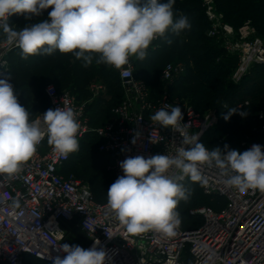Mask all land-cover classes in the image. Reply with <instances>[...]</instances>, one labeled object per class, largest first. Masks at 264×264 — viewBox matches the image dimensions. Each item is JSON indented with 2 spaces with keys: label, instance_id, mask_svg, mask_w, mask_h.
<instances>
[{
  "label": "built area",
  "instance_id": "1",
  "mask_svg": "<svg viewBox=\"0 0 264 264\" xmlns=\"http://www.w3.org/2000/svg\"><path fill=\"white\" fill-rule=\"evenodd\" d=\"M201 1L211 24L209 37L222 39L229 54L237 53L239 57L234 81H241L252 67L264 65V41L255 37L249 26L236 31L225 23L223 16L217 13L215 0ZM12 17H9V25ZM234 36L239 41L236 45L231 41ZM153 46L152 43L149 49ZM17 51L18 48H9L5 43V34L0 29V76ZM113 69L119 75L123 98L112 109L114 118L103 126H94L88 111L95 99L106 94L103 85L93 86L91 96L82 102L72 91H59L54 85H47L44 91L52 109L68 106L79 113L78 141L96 137L98 151L109 159V170L116 178L124 174L119 163L127 157L174 154L175 147L180 146L179 133L150 121V116L166 104L180 106L183 122L192 125L189 133H200L199 142L218 126L215 110L200 113L184 100L167 93L154 97L147 82L136 76L134 56L130 57L129 64L121 68L113 66ZM183 73L168 64L160 78L163 84L170 86ZM259 120L262 125L257 133L263 141L243 142L244 151L253 144L264 146V112ZM137 133V142L132 144ZM46 141L47 137L14 177L0 176V264H29L30 260L53 264L56 256L66 255L60 245L68 238L67 224L76 225L87 236L89 245L85 249L99 241L95 246L107 252L106 264H264V193L259 190L241 193L224 183L225 178L218 169L204 166L201 169L206 180L202 183L203 192L220 202L218 208L200 206L190 212L202 219L198 228L185 230L180 223L174 236L156 230L129 234L107 207V202L95 200L86 183L63 175L62 170L73 153L65 158L54 153L51 146L44 151Z\"/></svg>",
  "mask_w": 264,
  "mask_h": 264
},
{
  "label": "clouds",
  "instance_id": "2",
  "mask_svg": "<svg viewBox=\"0 0 264 264\" xmlns=\"http://www.w3.org/2000/svg\"><path fill=\"white\" fill-rule=\"evenodd\" d=\"M174 5L175 0H0V29L5 43L9 48H18L22 59L59 50L62 54L72 53L84 67L95 59L97 64L121 68L129 64L130 57L143 60L154 40L191 28L187 16L175 17ZM48 9L47 19L22 28L8 23L14 14L31 21ZM10 79L0 78V176L6 179L22 170L45 137L60 157L78 151L81 128L79 113L68 106L49 108L30 120ZM225 108V121L234 114L247 115L239 107ZM150 121L179 133L182 139L174 154L149 158L137 155L119 163L124 174L109 186L107 207L127 233L156 230L174 236L181 223L175 210L180 200L189 197L182 181L190 178L206 183L201 175L204 166L218 169L224 183L241 193L249 189L264 193V146L253 144L241 152L225 144L223 149L210 150L199 142L200 133H189L192 125L183 122L179 105L166 104L150 116ZM98 244L96 240L93 247L84 249L63 243L60 248L66 255L56 256L53 264H106L108 254L102 248L98 250Z\"/></svg>",
  "mask_w": 264,
  "mask_h": 264
},
{
  "label": "trees",
  "instance_id": "3",
  "mask_svg": "<svg viewBox=\"0 0 264 264\" xmlns=\"http://www.w3.org/2000/svg\"><path fill=\"white\" fill-rule=\"evenodd\" d=\"M217 2L224 3V7L227 14V19L229 22L235 21V16L237 15L239 18L244 17L243 11H249L250 13H254L255 15H262L264 16V9L262 7L246 4L245 1L248 0H216ZM264 2V0H262ZM161 2H167V0H161ZM201 0H175L174 5V14L175 17L178 18L180 15H185L188 17L191 28L189 30L182 31L179 35L183 34L184 37L188 40L195 41V37H199L200 41H206L207 38L203 37L201 34L208 29V21L206 20L204 8H202ZM236 6L237 13H233V9ZM51 9L45 10L40 17H33L31 21L25 20L24 16L21 14H14L11 21V25H18L21 24L23 27L28 23H35L42 19L48 18V12ZM17 15V16H16ZM23 18L24 22H20L19 18ZM258 19H255V21ZM228 22V23H229ZM260 21L259 23H261ZM230 24V23H229ZM261 31H264V22L262 26H259ZM194 29V30H193ZM171 41L169 43L168 41ZM215 40V39H214ZM179 44V38L176 34L169 32L166 37L159 38L157 41L153 42V45H157L156 50H147V55L143 60L138 59L135 64L142 65V69L136 70V76L141 78L147 82L149 85L154 97H159L160 95L154 93L151 88L149 81L142 76L139 75L141 73L143 76L147 77L150 73L149 66L151 67L154 65L159 64L163 58H170L172 50L174 49L171 47H175ZM189 52L187 56L197 67H209V66H219L224 68L221 65L216 64V55L218 49L215 48L213 50L214 55H209L206 52L205 46L203 44L196 45L194 42L188 44ZM20 52H15L10 60ZM38 55V54H37ZM34 55L33 57L36 59L35 62L27 65V68L20 70V74H24V81L28 82L33 80V78L40 83L51 82L55 84L56 88L59 91L69 90L74 93L79 101H85L90 97V91L88 88L89 82L94 78V76L99 75L104 79L108 80V87L106 88V95L97 98L95 103L88 107V111L92 118V124L96 127L103 126L107 122L111 121L114 117L112 114V109L116 107L123 98V91L121 88V82L119 79L118 73L113 69V73L118 82L117 88L115 86V80L110 78V71L106 70V66L103 64L99 68L88 66L84 67L83 62L81 60H77L72 53L62 54L59 50H56L55 54L47 55V54H39L38 56ZM98 55V54H97ZM37 57V58H36ZM74 62V64H72ZM94 62V60H93ZM96 65L97 63L94 62ZM73 66V67H72ZM113 68V66H112ZM261 73V74H258ZM259 70L258 72L254 71L251 80V84L247 87L244 94H240L237 90L234 94V101L228 102L229 104L224 102V96L221 91L216 88L214 85L204 86L201 91L200 95L202 97V103L206 105L205 112H200L197 108H195L200 113H206L212 109H223L225 105L228 108L235 107V103L243 104L242 111H246L247 115L242 117L239 114H234L228 121H225V132L223 136L220 138L219 143L221 146L227 144L231 149L238 150L243 152L244 148L242 147V143L248 141L249 143H257L262 142L263 137L257 133V129L262 125V122L259 120V116L262 112H264V108L259 107L256 104L257 97L256 95L260 93L261 90L264 89V73ZM156 75V74H155ZM260 75V77L255 76ZM20 78V77H17ZM183 81H179L177 84L180 85ZM73 84L72 86H70ZM174 86H178V85ZM259 85V87H257ZM257 85V86H256ZM70 86V87H69ZM28 87V85H27ZM68 87V88H67ZM65 88V89H63ZM28 89V88H27ZM26 89V90H27ZM40 89V88H39ZM30 90V89H28ZM262 92V91H261ZM31 96L28 97L26 102L31 101L32 98L37 96V93L31 91ZM120 95V96H119ZM46 98V97H45ZM253 100L254 103L251 104L248 102L249 100ZM47 102L49 103L48 99L46 98ZM50 106V104H49ZM51 108V106H50ZM228 109L225 108V111ZM106 122V123H103ZM206 135V134H205ZM204 135V137H205ZM204 137L201 141L203 143ZM96 141L99 145V140L96 137H88L87 139L79 142V145L84 141ZM97 145V154L96 152L90 149L91 145L88 146L86 149L80 150L78 156L75 157V152L73 153L72 159L66 166L63 168V174H72L78 177H81L84 181L88 182V186L92 190L94 198L99 203H106L102 202L104 198L107 197V190L109 186L112 184V176L113 173L111 170L108 169L110 165V161L107 157L99 153ZM85 146V145H84ZM48 147V148H47ZM49 145L46 141L44 151L49 149ZM102 157V158H100ZM189 180V179H188ZM193 183V186L189 184ZM185 189L189 193V197L187 200H180L179 202L184 203V205L190 206L191 201L190 197L192 198L194 193L201 190L203 197L211 199L210 197L206 196L203 192V185L200 181H192L191 179L188 183L184 184ZM194 201V198L192 199ZM197 202H200L199 198L196 199ZM195 201V202H196ZM213 204L211 205H200V206H211L213 208H218V199L212 200ZM198 206V207H200ZM197 207V208H198ZM196 209V208H195ZM180 218V217H179ZM181 220L182 228L185 230H191L198 228L202 224V219L199 217H194L191 214L188 216H184ZM43 263L37 260H30L29 264L33 263ZM46 264V263H43Z\"/></svg>",
  "mask_w": 264,
  "mask_h": 264
},
{
  "label": "rangeland",
  "instance_id": "4",
  "mask_svg": "<svg viewBox=\"0 0 264 264\" xmlns=\"http://www.w3.org/2000/svg\"><path fill=\"white\" fill-rule=\"evenodd\" d=\"M224 1H226V0H224ZM242 2H244V1L242 0ZM245 2H246V4L256 5V6L262 7L264 9V2L262 0H248ZM201 4H202V2H201ZM215 5H216L217 13L219 15L223 16L225 23H227V24L230 23L229 25L232 26L236 31L239 30L240 28L244 27V26H249V28L253 31L254 36L257 38H260L261 40L264 41V31H261L259 28V26H262V24L264 22V16H262V15L257 16L254 13H250L249 11L248 12L243 11L244 17L239 18L236 15L235 21H233L231 23L227 19V14H226V10L224 7V3L219 2V1L217 2L215 0ZM202 8H203V6H202ZM233 10H234L233 13L238 12L236 6L234 7ZM204 12H205V10H204ZM255 19H258V20L255 21ZM19 20L21 23L24 22V19L22 17L19 18ZM206 20L208 21V19H206ZM260 21H262V22L259 23ZM208 24H209L208 29L201 34L203 37L207 38L206 41H200V38L197 36L194 39L195 41H192L190 39L187 40L183 34L177 35V37L179 38V44L175 47H171L174 49H170V50H172L170 58L168 59L165 56L159 64L154 65V66L151 65V67L149 66L150 73L148 74L147 77H145L141 73H139L140 76H142L143 78H145L149 81L151 88L154 91V93H156L160 96H162L164 93H167L172 98H178L180 100H184L186 103L192 105L194 108H197L200 112H205V108H206V105L204 103H202V101H201L202 97L199 94L201 89L204 86H208L211 84L214 85L223 94L224 102L229 104L228 102L235 100L234 94L237 90L239 91L240 94H242V95L244 94V92L246 91L249 84H251L252 78H254V76L252 75L254 71L258 72L259 70H261V72L264 73V65H256V66L252 67V69L248 72L247 75H245L243 77V79L241 81L235 82L234 81V74L239 67V63H240L239 57H238L237 53H235L234 55L229 54V51L225 48V46H224L225 43L222 39L209 37L208 32L211 28V24L209 21H208ZM22 27L23 26L21 24H18L16 26L17 29L22 28ZM231 41L233 42L234 45L239 43L237 36H234L233 38H231ZM192 42H194L196 45H199V44L206 45L204 50H206V52H208L209 55H214L215 53H213V50L215 48H217L218 52H217V54H215L217 56L216 60H215L216 64L217 65L222 64V66L224 68H221V67L215 66V65L209 66V67H197L193 62H191V60L187 56V54L189 52L188 44H190ZM156 46L157 45H154L149 50H156V49H154V48H157ZM55 53H56V51L53 52L52 54H55ZM134 59H135V62L138 61V59L135 56H134ZM35 61H36V59L33 56H29L27 59H22L20 52H19L17 55H15L9 61V64L6 67L5 72L0 76V78H2L3 76H8L11 78L10 82L14 85L15 91L17 92L16 94L18 97V102L29 111L30 120H34V119L39 118L41 114H43L46 110H48L50 108L49 103L47 102V100L45 98L46 96H45L44 90H45V87L47 85L56 86L55 84H53L51 82L40 83L39 81L35 80L34 78H33V80H30L28 82H25L23 80L25 75L20 74V70L27 68V65H29ZM94 62H96L95 59H94ZM94 62H92L91 66L97 67V68H99L101 65L104 64V63H100V64L96 65ZM72 64H74V62ZM168 64H173L175 67L180 68L182 70V72H184L183 75L180 78L176 79V82L170 86H166L165 84H163V82L161 81V78H160L163 70L165 69V67ZM104 65L106 66V70L110 71V75H111L110 78L115 80L114 88H117L116 82H118V81H117V79L113 73L112 66L107 65V64H104ZM135 67H136V70L142 69V65H140V63L137 65L135 64ZM258 74H261V73H258ZM258 76L260 77V75H258ZM258 76L256 75L255 78ZM17 77H20V78H17ZM180 80L183 82L180 85H178L177 83ZM98 84H101L105 88H107L109 83H108L107 79H104L99 75H96L89 82V85H88L89 91L91 90V88L93 86L98 85ZM176 84L178 86H174ZM27 85H28V87H27ZM72 85L73 84H71L70 86H72ZM259 85L260 84H258V86L257 85L256 86L259 87ZM27 88L30 90H28ZM63 89H65V88H63ZM31 91L37 93V96L32 98L31 101L26 102L27 101L26 99L31 96L30 95ZM261 91H260V93H258L256 95L257 99H259V100H257L256 104H258L259 107L264 108V89ZM89 93H90L89 95L91 96V91ZM248 100H249L248 102H250L251 104L254 103L253 100H250V99H248ZM239 106H242V108H243V104L236 102L235 107H239ZM212 110H215L217 113V117L219 120L218 126L214 129H211L210 131H208L206 133L204 140H203V144H205L210 150H211V148H215V147H220L221 149H223L224 146H221V144L219 143V140L225 132V119L223 118V116L227 114V111H225L224 107H223V109H220V110L219 109H212ZM103 123H106V122H103ZM90 145H91L90 149L93 152L95 151L97 154V145L98 144L96 143V141L87 140V141L82 142L79 145L78 151L75 152L74 159L76 158V156L79 155L81 148L86 149ZM100 158H102V157H100ZM108 169H111V164L109 165ZM111 172L113 173V171H111ZM63 175L65 177H75V178L83 181L87 185H89L88 182L81 179V177H78V176H75L72 174H66V175L63 174ZM111 176H112L111 179H112V183H113L117 178H116L114 173H113V175L111 174ZM189 180L184 182L183 185L188 183ZM189 185L193 186V183H190ZM193 198H194V201L192 200ZM197 198H199L200 202L196 201ZM189 199L191 201L190 206L186 207L184 205V203H182V202H179L177 205V208L175 211H177L180 214L179 215L180 219H183L184 216H188L192 210H194L195 208H197L200 205H211V204H213L211 199L203 197L201 190L197 191V193H194L192 198L190 197ZM101 201L106 202L107 197ZM71 230H72V233H70L69 237L65 240L64 243H67L69 245H79L85 249V247L89 245V241L87 240V238L75 226L72 227ZM33 264H43V263H37L36 262Z\"/></svg>",
  "mask_w": 264,
  "mask_h": 264
},
{
  "label": "crops",
  "instance_id": "5",
  "mask_svg": "<svg viewBox=\"0 0 264 264\" xmlns=\"http://www.w3.org/2000/svg\"><path fill=\"white\" fill-rule=\"evenodd\" d=\"M11 26H14L15 28H16V26L17 25H11ZM106 95V94H105ZM105 95H102V96H100L99 98H101V97H103V96H105ZM96 100V99H95ZM93 103H95V101H93L91 104H90V106L93 104ZM76 227V228H78L76 225H74V224H67L66 225V229H67V233H68V237H69V235H70V233H72V230H71V228L72 227ZM78 230L87 238V236L78 228ZM87 240L89 241V239L87 238Z\"/></svg>",
  "mask_w": 264,
  "mask_h": 264
}]
</instances>
